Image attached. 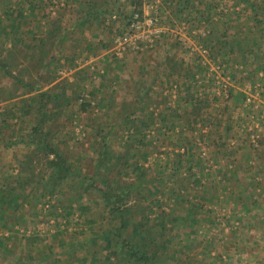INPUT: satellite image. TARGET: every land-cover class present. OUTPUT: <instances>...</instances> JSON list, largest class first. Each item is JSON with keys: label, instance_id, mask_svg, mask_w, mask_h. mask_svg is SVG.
I'll list each match as a JSON object with an SVG mask.
<instances>
[{"label": "rangeland", "instance_id": "374dc122", "mask_svg": "<svg viewBox=\"0 0 264 264\" xmlns=\"http://www.w3.org/2000/svg\"><path fill=\"white\" fill-rule=\"evenodd\" d=\"M132 12L164 33L117 56ZM259 41L264 0H0V264H134L120 220L155 264H264Z\"/></svg>", "mask_w": 264, "mask_h": 264}, {"label": "trees", "instance_id": "16d2710c", "mask_svg": "<svg viewBox=\"0 0 264 264\" xmlns=\"http://www.w3.org/2000/svg\"><path fill=\"white\" fill-rule=\"evenodd\" d=\"M8 65H14L13 63L9 62L7 59L0 61V68L5 69ZM11 75L10 73H8ZM13 78V77H12ZM15 82L22 83V80L18 78H14ZM34 92V91H33ZM36 97L39 100L36 107L37 111L40 113L41 121L43 122L47 118H49V115L47 114V107L50 109V105H52V109L57 108L60 105V96L56 94L50 93V89H46L44 91H38L36 93ZM5 99V98H4ZM41 123H38L35 125V127L31 130V136L36 137V146L38 152H42L45 154V156L53 155V157L56 159V163H54V173L56 175L58 174H66V169L64 166V162L62 161V158L59 154H57L53 149L50 148L47 140H46V133H42L40 130ZM29 158V157H28ZM23 167H20V171L23 172ZM125 190L127 192L125 193ZM120 190L121 195L123 194H129L131 192V188L127 186L126 189ZM120 192L115 193L116 201L120 200ZM104 202L106 204H112L107 200V197L103 196ZM113 208V206H112ZM117 208L112 209V211L116 212ZM164 223V219L161 218L160 221H158V224L162 227ZM122 221L120 220V225L115 230V237L118 239L119 244H121L126 252L128 253L130 259L133 261L134 264H155L153 260V256H149L148 250L150 249V242L147 240V238L143 237L139 243H133L131 242L126 236H122V231H125L122 226Z\"/></svg>", "mask_w": 264, "mask_h": 264}, {"label": "built area", "instance_id": "2783aa9c", "mask_svg": "<svg viewBox=\"0 0 264 264\" xmlns=\"http://www.w3.org/2000/svg\"><path fill=\"white\" fill-rule=\"evenodd\" d=\"M125 31L113 41L116 55L126 50H137L140 46L150 47L164 33L156 17H146L132 12L125 20Z\"/></svg>", "mask_w": 264, "mask_h": 264}, {"label": "crops", "instance_id": "0c3cea01", "mask_svg": "<svg viewBox=\"0 0 264 264\" xmlns=\"http://www.w3.org/2000/svg\"><path fill=\"white\" fill-rule=\"evenodd\" d=\"M261 40H263V39H261ZM259 42H260V46L264 47V44L261 45L262 41H259ZM257 44H258V42H257ZM256 45H254V46L252 45L250 49L245 48L244 49L245 50L244 55L246 53V55H245L246 58H248V56H252L256 59V61H255V63H256L255 67L256 68H255L254 72H256V71L264 72V49L259 50L258 46H256ZM178 62H180V60ZM260 148H261V146L259 147V151H260Z\"/></svg>", "mask_w": 264, "mask_h": 264}]
</instances>
